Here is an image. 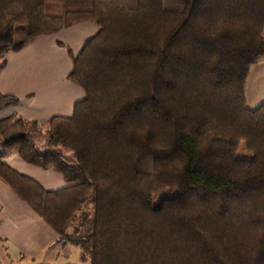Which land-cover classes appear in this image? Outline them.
Masks as SVG:
<instances>
[{
    "label": "trees",
    "instance_id": "obj_1",
    "mask_svg": "<svg viewBox=\"0 0 264 264\" xmlns=\"http://www.w3.org/2000/svg\"><path fill=\"white\" fill-rule=\"evenodd\" d=\"M86 19L68 73L85 97L44 147L37 121L1 117L0 178L89 264H264V101L245 100L264 0H0V68ZM11 152L68 183L47 190Z\"/></svg>",
    "mask_w": 264,
    "mask_h": 264
},
{
    "label": "crops",
    "instance_id": "obj_2",
    "mask_svg": "<svg viewBox=\"0 0 264 264\" xmlns=\"http://www.w3.org/2000/svg\"><path fill=\"white\" fill-rule=\"evenodd\" d=\"M93 20H81L38 36L22 48L5 54L0 68V90L17 95L19 100L0 107V118L14 114L35 120L45 130L52 115L70 116L74 104L84 91L68 77L72 55L79 53L85 41L95 33ZM264 34V29H263ZM248 107L264 101V58L250 67L245 83ZM4 160L20 172L40 181L48 190L66 182L60 172L20 159L15 152ZM58 233L43 217L35 213L0 178V251L21 264H89L79 255L77 245L60 241Z\"/></svg>",
    "mask_w": 264,
    "mask_h": 264
},
{
    "label": "rangeland",
    "instance_id": "obj_3",
    "mask_svg": "<svg viewBox=\"0 0 264 264\" xmlns=\"http://www.w3.org/2000/svg\"><path fill=\"white\" fill-rule=\"evenodd\" d=\"M1 60V58H0ZM34 134L36 135V141L39 146L44 147L43 144L46 140L47 133H45V130L41 129V127L37 126L35 127ZM75 218H78V220H75L74 223H72L71 227L69 230H71L80 219L78 217V212L76 213ZM0 264H21L20 261L16 258H11L10 255L4 254L3 252L0 251Z\"/></svg>",
    "mask_w": 264,
    "mask_h": 264
}]
</instances>
